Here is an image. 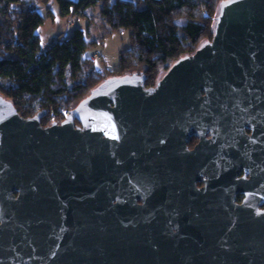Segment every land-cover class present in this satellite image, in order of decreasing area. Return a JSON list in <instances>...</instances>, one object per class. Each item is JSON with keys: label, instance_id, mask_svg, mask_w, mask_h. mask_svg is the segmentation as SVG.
Returning <instances> with one entry per match:
<instances>
[{"label": "water", "instance_id": "95a60500", "mask_svg": "<svg viewBox=\"0 0 264 264\" xmlns=\"http://www.w3.org/2000/svg\"><path fill=\"white\" fill-rule=\"evenodd\" d=\"M212 31L47 125L0 94V264H264V0Z\"/></svg>", "mask_w": 264, "mask_h": 264}, {"label": "trees", "instance_id": "16d2710c", "mask_svg": "<svg viewBox=\"0 0 264 264\" xmlns=\"http://www.w3.org/2000/svg\"><path fill=\"white\" fill-rule=\"evenodd\" d=\"M50 1L0 0V94L24 117L43 110L42 125L62 120L103 79L136 72L97 66L91 55L108 35L128 30L129 47L120 52L118 68L143 65L138 73L150 87L177 59L211 39L221 0H54L64 17L88 19L87 10L97 6L102 35L96 39L88 28L76 27L43 46L39 28L54 14Z\"/></svg>", "mask_w": 264, "mask_h": 264}, {"label": "rangeland", "instance_id": "374dc122", "mask_svg": "<svg viewBox=\"0 0 264 264\" xmlns=\"http://www.w3.org/2000/svg\"><path fill=\"white\" fill-rule=\"evenodd\" d=\"M218 1V0H217ZM220 3V2H219ZM50 7L54 12L53 16H47L44 23L41 25L40 35L43 46H47L56 40L57 34L63 32L64 36L71 34L76 27L90 30L92 37L98 39L102 35L101 19L98 15V7L94 6L87 10L88 19L76 16H61L58 14V6L54 0L50 1ZM39 11L45 13V8L38 7ZM54 34V35H53ZM129 47L128 30H120L108 35L101 45L96 47L94 52H97L91 57L96 61L97 66L106 69V72L120 74L125 71H136L137 73L143 70V65H132L126 69H119V54L122 50ZM119 67V68H118ZM115 69V70H114ZM119 69V70H118Z\"/></svg>", "mask_w": 264, "mask_h": 264}, {"label": "flooded vegetation", "instance_id": "af4514ba", "mask_svg": "<svg viewBox=\"0 0 264 264\" xmlns=\"http://www.w3.org/2000/svg\"><path fill=\"white\" fill-rule=\"evenodd\" d=\"M75 123H76V124H79L78 121H77L76 119H75ZM192 138H193V137H192ZM195 139H196V141H195L192 145H190V146L188 145L190 148L193 147L194 144L197 142V138H196V137H195ZM241 174H242V172H241L239 175H241ZM201 184H202L201 182L198 183V185H201ZM236 199H237V201H240V200L242 199V194H238V195L236 196Z\"/></svg>", "mask_w": 264, "mask_h": 264}, {"label": "built area", "instance_id": "2783aa9c", "mask_svg": "<svg viewBox=\"0 0 264 264\" xmlns=\"http://www.w3.org/2000/svg\"><path fill=\"white\" fill-rule=\"evenodd\" d=\"M94 56H96V55H94Z\"/></svg>", "mask_w": 264, "mask_h": 264}, {"label": "crops", "instance_id": "0c3cea01", "mask_svg": "<svg viewBox=\"0 0 264 264\" xmlns=\"http://www.w3.org/2000/svg\"><path fill=\"white\" fill-rule=\"evenodd\" d=\"M54 35V34H53Z\"/></svg>", "mask_w": 264, "mask_h": 264}]
</instances>
